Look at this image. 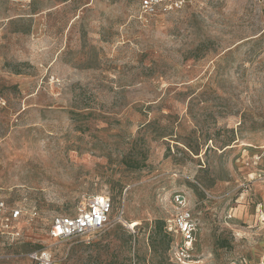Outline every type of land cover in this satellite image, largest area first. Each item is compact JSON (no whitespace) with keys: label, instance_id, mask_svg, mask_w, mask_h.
<instances>
[{"label":"rangeland","instance_id":"rangeland-1","mask_svg":"<svg viewBox=\"0 0 264 264\" xmlns=\"http://www.w3.org/2000/svg\"><path fill=\"white\" fill-rule=\"evenodd\" d=\"M139 3L0 0V264H264V0ZM98 194L103 230L50 238Z\"/></svg>","mask_w":264,"mask_h":264},{"label":"built area","instance_id":"built-area-1","mask_svg":"<svg viewBox=\"0 0 264 264\" xmlns=\"http://www.w3.org/2000/svg\"><path fill=\"white\" fill-rule=\"evenodd\" d=\"M196 0H140V13L145 16L158 14H168L181 11L191 5ZM175 200L180 205H185L186 199L183 195L177 194ZM113 201L110 196L98 194L85 197L78 206L77 212L73 215H58L53 219L49 236L53 240L69 239L76 236H89L94 232L105 228L110 220L113 211ZM23 208L13 206L5 200H0V235L15 236L20 229L16 225L27 216ZM38 215L36 209L29 213V218L34 219ZM122 214H120L121 217ZM179 230L184 235L185 246L179 250L181 262H186L188 245L192 241L195 224L190 217H182L178 222ZM34 264H58L53 252L44 248L35 250L30 254Z\"/></svg>","mask_w":264,"mask_h":264}]
</instances>
